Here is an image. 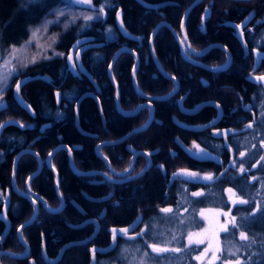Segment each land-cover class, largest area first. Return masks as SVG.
I'll list each match as a JSON object with an SVG mask.
<instances>
[{
  "label": "trees",
  "instance_id": "1",
  "mask_svg": "<svg viewBox=\"0 0 264 264\" xmlns=\"http://www.w3.org/2000/svg\"><path fill=\"white\" fill-rule=\"evenodd\" d=\"M144 1H150L151 3L170 1L173 3L157 10H147L145 14L144 8L137 9L139 5L134 0H110L109 3L112 7L106 10L108 12L107 18L112 21L117 11L121 10L127 30L132 34L142 30V40L139 43H125L126 41L118 35L116 39L105 41V35H102V32L95 33V38L105 42L104 45L98 49L87 50L82 56L85 67L89 66L91 68L89 71L99 86V93H96V97L99 101L100 112L92 98H85L79 104L77 116L80 129L91 134V136L82 135L76 130L72 108L73 102L79 94L85 89L93 90V86L80 75L64 77L63 64L56 67L48 66L40 72L32 71L21 75H44L45 73L48 79L46 81L41 79L30 81L21 89L23 98L33 109V117L18 107L11 96L10 90L7 92L6 106L0 110V123L9 118H20L28 124H32V126L21 129L9 125L4 128L2 133L4 141L0 142V148L3 151L0 164V188L11 187L13 177L17 189L25 191L27 178L38 168V156L42 161V166L38 173L30 178L28 182L30 190L38 194L50 208H57L60 206L55 189L57 179L59 196L63 199L64 206L59 212H47L36 197L30 196L29 199H25L11 192V203L8 211L11 229L4 240V249L11 251L21 249L22 246L16 237V229L32 215L34 200L42 208L39 209L33 224L28 226L27 229L24 228L23 233L29 244H31L32 254L37 253L39 250L40 233L45 236L50 233L54 238L59 237L63 241L64 238L60 235L66 229L64 222H75L82 218L71 202L80 205L87 212L86 216L91 218H95L102 211V208L105 209L106 221H104L106 225H101V232L95 243L106 244L109 237L105 227L125 221L131 214L134 215L138 211H143L162 201L166 185L160 171L158 172L154 168L156 160H161V158L170 159L169 151L174 150L176 154L171 158V165L182 167L181 165L186 163V156L178 150L175 140L178 138L182 142H188L192 133L177 127L174 119L191 124L203 122L214 114V109L209 106L196 117L188 118L184 116L185 118H183L177 110L176 102L178 98L185 95L183 104L187 108L193 107L202 101H214L225 111H228L238 104L235 90L241 89L245 82L244 76L251 69V53L249 51L247 53L243 52L237 40L236 31L229 26H225L224 23L238 24L240 20L245 18H248L249 22L252 19L259 18L264 20V0H201L188 10L183 20L184 24L181 27L187 43L190 46L192 45L191 47L195 48L194 51L196 52H201L210 44H213V48L210 47L208 51L201 53V56L195 58V60L206 66L215 67L226 61V53L231 56L228 68L219 72H210L203 66H197L185 60L180 54L176 35L180 38L182 14L194 0ZM209 1L211 2L210 15L205 19L204 29L201 30L199 26L200 16ZM19 2L20 0H0V39L5 45H8V43L17 45L21 39L19 40V37L16 36V32L21 31L23 24H30L39 12H34L36 9L34 6H29L25 11L20 9V11ZM16 21L18 23L15 25ZM159 22L166 25H158ZM7 23H9L7 27L10 30L2 28ZM263 26L264 23L261 24V27ZM155 27L156 30L152 34L151 43L156 63H159L158 65L171 79L159 72L157 64L153 61L149 52V38ZM245 27L242 28L243 34L247 30ZM138 29L140 30L138 31ZM73 40L74 38L65 48V53L70 48ZM121 45H127L136 55L137 63L134 68V79L139 91L143 94L140 95L134 91L131 81V70L136 61L135 57L128 51L119 52L110 68V73L116 83L118 104L123 112L133 111L140 103L145 102L144 95L150 98L167 95L174 88L172 77H175L174 80L178 82V88L169 98L157 101L154 99L155 101L151 102L153 119L144 130L130 134L120 143L101 146L98 148L101 156H98L94 148L100 142L122 138L130 131L144 126L149 117L150 110L148 107H143L133 115H123L116 109L115 89L108 79L107 67L114 52ZM62 77L65 81L64 86L61 85L59 88V95L66 89L71 88L73 91L71 99H73L71 103H67L61 98L59 105H56L55 86L59 84ZM201 77L205 80L204 86L201 85ZM56 108L61 109V112H63V118L59 121L54 120ZM46 122L51 126L40 134L38 129ZM9 139H13V142L4 143ZM60 144L73 146L71 160L76 172L69 166L68 153L65 149H59L50 156L49 163L51 167L45 164L49 152ZM129 148L151 153L156 152L151 156V167L142 176L124 184L109 182L102 184L99 181L104 177L100 174L91 173V171L107 172L105 160L108 161L116 173H121L131 157ZM24 149L30 150L32 153H24L18 157L13 173L14 156ZM144 158L139 155L136 158L137 171L145 164L146 160ZM52 169L57 174L56 179ZM81 171H85L87 174L81 176L77 173ZM107 195L110 198L103 204H93L85 200L87 197H105ZM115 199L119 200V206L114 207L112 205V201ZM90 226L75 231L70 236L79 240L91 232L92 227ZM1 230L2 225L0 224ZM58 243L53 245L51 251L58 250ZM250 249H253V254L256 256V244L249 246ZM76 250L83 257L88 256L86 245L77 247ZM77 254L75 253L76 256H78ZM2 260L5 264L21 263V261L5 257Z\"/></svg>",
  "mask_w": 264,
  "mask_h": 264
},
{
  "label": "flooded vegetation",
  "instance_id": "2",
  "mask_svg": "<svg viewBox=\"0 0 264 264\" xmlns=\"http://www.w3.org/2000/svg\"><path fill=\"white\" fill-rule=\"evenodd\" d=\"M134 1L138 5H140L142 8H144L145 14L147 13L146 12L147 10L148 11L149 10H155V9L145 8L137 0H134ZM142 1L145 2L146 4L158 5L157 9L165 6L164 5V6L159 7L160 4L165 3L164 1L157 2V3H151L150 1H144V0H142ZM200 1L201 0H194L186 8V10L184 11V13L182 14V17H181L182 22L180 23V28L184 24L183 20L185 18V15H187L188 10L191 9V7L194 4H196ZM172 3L170 1H168V3L167 4L165 3V4L169 5ZM85 5L87 6L88 3H86ZM210 5H211V2L209 1L208 4L203 9V12L200 16V19L205 20L209 17ZM118 11L120 12L119 13L120 15L118 16V18L121 19L123 26L127 30V28L125 26L126 25L125 20L123 22L122 11L121 10H118ZM118 11H117V13H118ZM105 14H107V13H105ZM116 18L117 17L115 16L114 19H112V21L109 20L108 18H106V23L111 24L113 26L115 32L122 38V36L120 35V33L118 32V30L115 26V19ZM204 22L205 21H203L202 25H200L201 30H203L202 28H204L203 27ZM262 23H264V21L260 20V18L256 19V20L252 19L245 27L247 30L244 31V38H245V41H247V46H248L247 51H249V53H250L251 49H254V48L260 49L259 47H256L255 43L253 46V42H254V40L256 42L257 33H258L259 28L261 27ZM158 25H166V24L159 22ZM169 29L171 30V32H173V30L170 27H169ZM139 30L140 29H138V31ZM182 30L183 29H181V31ZM181 31H180V35L178 34L180 38H178L177 35H176V38H177L178 43H179L178 46H179L180 54L185 60H187L193 64H196L197 66L198 65L203 66V67L207 68L206 70H209L210 72H219V71H223V70L228 68L229 62L227 61V59L223 64L217 65L215 67H212L211 65L206 66L200 62H197V60H195V58H198L201 55V53L205 52L209 48V46L206 47L201 52H196V51H193L191 49L188 50L187 46H185L183 43L184 41H183ZM99 32H102V35L104 34V31H102L101 29L89 30L88 34H83V35H80L77 38H75L73 40V42L71 43V46L74 42H76L80 38H85V39L87 38L88 42H86V43H92L93 42V43H102V45H104L105 42L99 41L96 38H94L95 33H99ZM142 32H143L142 30H140L138 33L136 32L134 34H132V32H129L132 35L138 37V41L127 40L124 38H122V39H124L126 41L125 43H132V42L139 43L142 40V37H141V36H143ZM152 34H153V32H151L150 38H151ZM248 36L251 37L250 38L251 40L247 38ZM150 38H149V43L151 41ZM252 39H254V40L252 41ZM108 40H111V39H108V37L105 36V41H108ZM86 43H82V45H84ZM82 45L75 47V49L72 53V64L73 65L75 64L76 67H72V66L67 64V59H66L68 56V51H67V54L65 56V60L63 62L64 77L68 76V75H70L72 77L80 75V76H83L84 78H86L88 80V82L92 85L90 79L87 78V76H84L80 72V70L78 68V64L76 63L77 62L76 61V53ZM71 46H70V48H71ZM123 46L129 48L127 45H121L120 47H123ZM100 47H102V46H100ZM151 48H152V43H151ZM94 49H98V48H94ZM88 50H92V49H88ZM86 51L87 50H85L79 54V63L82 65V68L88 73V75L91 77L92 81H94L97 88H94V86L92 85L93 90L85 89L79 94V96H81L82 94H84L86 92H92L95 96H97L96 93L97 94L99 93L98 92L99 86L89 71V69L91 70V68L89 66H87V68L85 67L86 65H84V61L82 58L83 54ZM152 51H153V49H152ZM153 53H154V51H153ZM186 53H187V55H186ZM250 56L252 59L251 69L248 70L246 72V75L244 76L245 82L241 86V89H240L241 91L239 89L235 90V94L238 97V104L234 107H231V109H229L228 111H225L218 103H216L214 101H202V102L194 105L193 107L187 108L183 104L185 95H182L181 97L178 98V100L176 102V106H177L178 113L181 114L183 116V118H185V117H188V118L196 117L199 114H202L203 110L209 106L214 109V114L212 116L208 117V119H206L205 121L199 122V123L186 124L185 122L176 121L174 119V121L178 125L180 124V126L181 125H187V126H192V127H202V126L207 125V124L209 125V123H210V126L204 127V128L202 127V129L194 130V131L188 130L189 132L192 133L191 139L188 142H182L181 140L176 138L175 144H176V141H180L182 143V145L187 149V151H189L192 154V156H190L189 154H188L189 155L188 156L183 151V149L176 144V147L178 148V150L182 154H184L186 156V159H187L186 163L184 165H181L182 167H174L173 165H171V160H172L171 158H173V156L176 154L175 153L176 151H174V150L169 151L170 159H162L161 158V160H156V162L154 164V166H155L154 168L158 172L160 171L161 176H163V179L165 180V185H166L164 197L162 198V201L160 203L158 202L155 205H153L152 207L146 208L143 211H138L134 215L131 214L125 221H122V222L117 223L115 225H109V226L105 227V230H106L108 237H109L106 244L95 243L97 236L101 232V225L102 224L106 225L105 212L101 211L100 213H98L95 216V218H91V217H88L86 215H81L82 218H80L78 221H75V222L65 221L64 225L66 226L65 227L66 229L64 230V233L62 235H60V236H62V238H64V240L62 241L59 237L54 238L52 235H50V233H47L46 236L43 235V233H40L39 234L40 235L39 236L40 237L39 250L37 253L32 254L31 244H29L28 240L25 238V234H23L24 228L27 229L28 226L33 224V222L35 221V219L37 217V213H38L39 209H41L43 207V206L41 207L40 205H38L35 218L32 221H30L29 223H27L26 225H23L26 222H28L29 219L34 214L35 207L33 205L34 209H33V213L30 216V218H28L26 221L21 223L16 229V237H17L20 245L22 246L21 249L20 248L18 249V251L17 250L11 251V250H7V249L3 248L4 240L6 239L8 234L10 233L11 221L9 219V229L3 237H1V235L4 232L5 225L2 221H0V224L2 225V230L0 231V264H5L4 261L2 260V258H4V257L9 258V259H14L16 261H21L20 264H151V263H155L158 261L157 260L158 258L156 255L157 252L153 251V247H156V248H159V247H158L157 242L151 241V240H154V238L150 237L149 230L150 229L153 230V226L155 223L154 219H157L159 215L170 214V212H163L161 210L162 209H171V211L173 210L175 205H177L176 204V191L178 190V188H179V190H182L184 186H188L190 191L196 190V189H202L204 192L205 189L210 188L211 189L210 194H206V192H204V196L198 197V198H200V200L203 203H205V205L207 207H210V208L215 206L216 203L213 200L217 197V195H220L221 197L224 198V196L222 194L223 189H232V192H234L235 190H238L239 186L242 188L248 187L247 190L244 189L245 192H249L252 195H255L254 204L258 205V203H261V204L263 203L262 209L264 210V195L260 194V192H259V184L261 183L260 181L262 179L264 180V162H262L264 160V159H262V157H264V125L259 126V122L261 120V115H264V111H263V113H260L259 110L256 108V105L260 103L261 99H262L261 104H263V106H264V84H261L260 82L256 81L257 77L264 75V61L263 60L260 61L258 66L257 67L255 66V68H254V63H253L254 57L251 54H250ZM153 61L155 62L154 59H153ZM158 66L160 67V65H158ZM216 69H219V70L217 71ZM164 73H166V72L164 71ZM166 75L168 76V74H166ZM107 76H108V71H107ZM108 79L113 86L115 85L114 86V89H115L116 83H115L114 79L112 81L109 78V76H108ZM201 79H202V80H200L201 85L204 86L205 80L203 77H201ZM172 80L174 81V86H173L174 88L167 95H165L163 97L156 98L155 99L156 101L167 99L176 92V90L178 88V82L174 79H172ZM64 81H65V79H64ZM62 85L64 86V84H62ZM55 88H56L55 91H57L58 94H60V91H59L60 86L57 85V86H55ZM21 89H20V95L23 98V96L21 94ZM9 90L11 92L12 98H14L12 95V90L11 89H9ZM67 90H71V88L66 89L65 91H67ZM7 92H6V94H7ZM140 95H143L141 91H140ZM79 96L74 100L73 108H72L73 115L75 113H77V116H78L79 105H78V109L75 112V102L77 101ZM144 96L147 97L146 95H144ZM86 98H88V97H86ZM115 98H116V90H115ZM148 98L149 97L145 98L146 101L143 103H140L139 105H142L141 109L143 107H148L150 110L149 115H150V113H152V115H153V108H152L151 102L155 101V100L154 99L150 100ZM72 99L71 100L64 99V100L67 103L68 102L71 103ZM84 99L85 98H83L82 100H84ZM97 100H98V98H97ZM15 103H16V101H15ZM149 104H150V106H149ZM203 104H205V105L203 106ZM4 106H6V103ZM18 107L21 108L20 106H18ZM196 108H198V109H196ZM21 109L24 110L23 108H21ZM32 111H33V109H32ZM133 111H131V112H133ZM62 118H63V113H61V117L58 118V121L61 120ZM77 121H78V119H77ZM177 124H176L177 127H179L182 130H186V129L181 128ZM50 126L51 125L46 124V125H44V127L42 129L40 127L38 132L41 134L45 129L49 128ZM20 128L25 129L28 127L25 126V127H20ZM8 141H5L4 143L7 144ZM64 146H67V145L60 144V145L56 146L54 149H56V151L59 149H65ZM67 147H69V146H67ZM69 149L71 151V149H73V146L69 147ZM24 150H26V149H24ZM132 150L133 151L130 152L131 157H130L129 162L125 168V169H130V172L124 176V177H128L127 179H124L122 177H117V176L112 175L110 172L107 171V172H102V174L105 175V177L103 176L104 179H101L99 182H102V184L103 183L105 184L106 182L113 183V184H115V183L116 184H124L128 181H131L135 178H138L139 176H142L147 170H149V168L152 165L151 156H153V154L156 152L154 151V153L153 152L151 153V152L144 151L150 155H143L142 153H139L138 154L139 156L145 157L144 159L146 160V162L143 165V167L137 171V167H136V160L137 159L136 158L138 157V155L135 156L134 158H133V155L135 152H137L139 150H134V149H132ZM201 150L204 153H208L209 156L201 158L199 155H194V153H199ZM1 151H2V149H1ZM21 151H23V150H21ZM21 151H19V152H21ZM259 151H261L260 155H258ZM19 152H17L15 154L14 158L16 157V155ZM2 153H3V151L1 152V159H2ZM241 153H244V155L241 156ZM247 155H251L252 158L245 159V157ZM18 157L16 159H18ZM0 164H1V160H0ZM106 166H107V164H106ZM38 167H39V161H38ZM125 169L122 172H124ZM241 169H243V171H241ZM142 170H144L143 173L141 175H138ZM181 170H186L187 172H190V173H196L197 176L199 177V179H189L184 175H176L174 177L173 174L174 173H180ZM78 173H84V174H79L81 176H84L86 172L81 171ZM208 175H212L213 180L207 181V180L203 179V177L208 176ZM12 181H13V177H12ZM113 181H115V182H113ZM255 183H256V185H254ZM10 189H11V187H6V188L1 189L2 195H0V203H1L0 211H1L3 200L5 198V193L7 190H10ZM16 189H17V187H16ZM18 192L26 195L27 197H23L25 199H29V197L31 196L30 194L27 193V190H25V191L18 190ZM239 193H240V195H242L241 191H239ZM107 196H105V197H107ZM105 197L101 196V198H105ZM88 198H91V197H88ZM101 198H98V199H101ZM109 198L110 197H107L105 200H103V203L105 201H107ZM192 198H195V197H192ZM85 200H87V202H91L88 199H85ZM10 203H11V196H10V201H9L8 209H7V213H6L7 217H8V211H9ZM44 203L46 204L47 208H50L46 202H44ZM71 204H72V202H71ZM112 205H114V207L119 206L120 205L119 200H117V199L113 200ZM63 206H64V203L60 204V206L57 208H54V209L50 208V209H52V210L58 209L59 211H61L63 209ZM228 206H229V203L225 199V204L222 205V209L227 210ZM79 207H80V205H79ZM243 207H244V205L239 206L238 209H242ZM235 214H239L237 209L235 211ZM222 218L226 219V217L223 215H222ZM136 219H139V221L132 231H127V233H124V232L116 233V238L113 239L112 248L109 251L104 252V253H98V252L93 253V251L91 250L92 247L104 249L107 246L109 247L111 245V232L109 231L110 228H115L117 231H118V229H124L127 226L131 225L133 223V221ZM86 220H89V222L84 223V221H86ZM211 221L214 223V228H217L218 225L215 223L214 220H210V217L208 216V222L210 223V225L213 226ZM22 225H23V227H21ZM88 225H91L90 227H92V230L88 235L84 236L83 238H81L79 240L73 239L72 236H70V235H73L72 234L73 232L83 230ZM157 225H158V223H157ZM163 225H164V223L160 226V228H162ZM145 231H146V233H145ZM77 241H83V243L79 244V245H76V244L67 245L68 243H71V242L76 243ZM57 243L59 246L58 250H56L55 252L51 251V248L53 247V245H55ZM120 244H122V246L119 250V254L121 255L122 251H126L128 253V260L125 258H122V257L116 258V256H115V258H112L114 252H116V250H117L116 248ZM84 245H86L87 249H88V256L87 257H83V255L80 254L78 252V250L75 251V248L82 247ZM75 253H78L77 254L78 256H76Z\"/></svg>",
  "mask_w": 264,
  "mask_h": 264
},
{
  "label": "rangeland",
  "instance_id": "3",
  "mask_svg": "<svg viewBox=\"0 0 264 264\" xmlns=\"http://www.w3.org/2000/svg\"><path fill=\"white\" fill-rule=\"evenodd\" d=\"M109 1L110 0H90L89 2V0H80V3L70 4L68 3V0H20L18 4L19 10L21 9L25 11L29 6H34V8H36L34 12H39L35 15V19H33L30 24H23L21 31L19 33L16 32L17 35L15 33V35L19 37V40L21 39L17 45H12V43L5 45L0 39V110L3 109L6 103V92L9 89H12L16 80L21 75L32 71L40 72L48 66H61L67 54V52L65 53V48H67L71 39H75L83 34H88L89 30L99 29L104 31V35L108 37V39H116L118 34L115 32L113 26L106 23V18L108 17V15L105 14L108 13L106 10L112 7ZM85 2L88 3L87 6L82 4ZM57 8L65 11V15L59 17V19H57V16L53 12V10ZM101 9H103V11H101ZM137 9L140 10L141 6L139 5ZM119 13L120 12L118 11L116 17L120 15ZM89 16L93 17V19H85ZM96 17L99 18L96 19ZM46 20L53 21V23L47 25V30L44 28ZM203 21L205 20L200 19L199 26L202 25ZM241 21L242 20H240L238 24ZM247 22H249V19ZM16 23H18V21L15 22V25ZM8 24L9 23L5 25L6 28L5 26L2 28L10 30V28L7 27ZM12 24L14 23L12 22ZM65 24L68 25L67 28H65ZM214 25L216 24L214 23ZM37 28H39V31L33 38L32 31ZM247 38L250 39L251 37L248 36ZM254 39H252V41ZM254 43L256 47L260 48L256 50H263L264 52V26L259 28L256 42L254 40L253 46ZM212 45L213 44H210L206 51H208L210 47L213 48ZM191 46L190 49L194 51L195 48L193 49ZM13 47L20 50L15 54V58L12 55ZM254 49L250 50L253 57L255 52ZM54 53L57 55H54ZM59 53H63V55H58ZM33 57H35L34 63L32 62ZM44 57H50V59H45ZM6 61H9V63L6 64ZM12 69L15 70L10 72ZM34 76L46 75L44 73V75ZM38 79L43 80L40 77ZM63 83L64 79L62 77V80L57 85L61 86ZM72 92V90H67L59 95L60 102L61 98L71 100ZM54 97L56 103H58L59 99L56 95ZM261 103L262 99L260 100V103L256 105V108L260 113H263L264 106ZM130 111L131 110H128L126 113H129ZM61 113H63L61 112V109L56 108L54 120H58V118L61 117ZM7 121H16L20 125H24V127L26 126L28 128L32 126V124H28L20 118H9ZM260 125H264V115H261L259 126ZM4 128L0 133V142H2V140L4 141V139H2L4 138L2 137ZM9 142H13V139H9L7 144H9ZM1 152L0 148V160ZM260 152L261 151H259L258 155H260ZM250 158H252L251 155L245 157V159ZM262 162H264V160ZM260 182L259 192L264 195V180L262 179ZM254 185H256V183ZM244 189L247 190L248 187L242 188L239 186L238 190H235L232 193H229L227 189H223L222 194L229 203L228 209L223 210L222 205L225 204V199L220 195H217L213 200L216 204L212 208L207 207L205 203L198 198L204 196V192L210 194V188L205 189L204 192L202 189L190 191L188 186H184L182 190H179L178 188L176 191L177 205H175L173 210L170 211V214L159 215L157 219H154L155 223L153 230H149L150 237L154 238V240L151 241L157 242L159 249H167V251L157 252L156 255L158 261L151 264H208L209 260L212 258V253L217 246L219 247V251L216 254L219 259L215 260V264H234L237 257L240 259L241 264H264L263 203L255 205V195L245 192ZM239 191L242 192V195H240ZM196 192L202 193V195L193 196L192 193ZM233 193L235 194L234 196ZM0 195H2L1 188ZM230 196L232 197L231 200L229 199ZM237 198L247 201V203L240 204L237 202L234 204L233 200H236ZM243 205L244 207L242 209H238L239 206ZM236 209L239 214H235ZM202 210H204L203 216L201 215ZM217 213H229V215L226 219H223L222 214L217 215ZM208 216L210 217V220L215 221L218 225L217 228H214V223L212 221L211 223L213 226L210 225L208 222ZM232 217L236 218L235 227H233L231 220ZM226 220L228 221V230L222 231L220 230V226L224 225ZM163 223V227L160 228ZM241 232H244L247 236L246 240L240 238ZM189 233L199 234V236H194V238L203 239L204 243L189 244ZM253 244H256V256L253 254V249L249 250V246ZM210 245V250L205 253L201 259H196V257H200L201 253H203L206 248H209ZM121 246L122 244L116 248L117 250L114 252L112 258H115L116 256V258L122 257L128 260V253L126 251H122L121 255L119 254ZM231 252H236V255L232 256Z\"/></svg>",
  "mask_w": 264,
  "mask_h": 264
},
{
  "label": "water",
  "instance_id": "4",
  "mask_svg": "<svg viewBox=\"0 0 264 264\" xmlns=\"http://www.w3.org/2000/svg\"><path fill=\"white\" fill-rule=\"evenodd\" d=\"M137 1H138L139 3H141V5L144 6L145 8L155 9V10L158 8V5L146 4V3L143 2L142 0H137ZM165 3L167 4L168 2H165ZM165 3L160 4L159 7H160V6H164V5H166ZM82 4L85 5L86 3H82ZM188 9H189V8H188ZM247 21H248V19L245 18V19H243L239 24L232 23V22H226V23H224L225 26H229V27L233 28V29L236 31V37H237V40H238L240 46L242 47L244 53H247L248 47H247V44H246V42H245V40H244V36H243V33H242V28L248 23ZM182 24H183V23H182ZM115 26H116L118 32L120 33V35L122 36V38L127 39V40L138 41V37H136V36L132 35L131 33H129V32L125 29V27L123 26V23H122L121 19L118 18V17L115 19ZM238 26H239V27H238ZM181 27H182V26H181ZM181 29H182V28H181ZM155 30H156V28H154V30H153L152 32H154ZM181 32H182V37H183V41H184L183 43H184L185 46H187V49L190 50V46L188 45V43H187V41H186V38H185V35H184V31L182 30ZM150 39H152V36H151ZM78 41H79L80 43H77ZM86 42H88L87 38H86V39H85V38H80V39H78L76 42H74V43L72 44L71 48H70L69 51H68V56H67V58H66V59H67V64H68V65H70V66L73 67L72 60L70 61V60L68 59V57H69V56L72 57V53H73L75 47H77V46H79V45H82V43H86ZM100 46H102V43H93V42H92V43H86V44H84V45H82V46L80 47V49L77 51V53L80 54V53H82V52L85 51V50H88V49H94V48H99ZM254 50H255V49H254ZM121 51H128L129 53L133 54V56L135 57V60H136V61H135L134 65H133V67H132V70H131V81H132V85H133L134 91H135L137 94H140V91H139V89H138V87H137V84H136V82H135V79H134V68H135L136 63H137V58H136L135 53H134L130 48H127V47L123 46V47H119V48L114 52V54H113V56H112V58H111V61H110V63H109V66H108V70H107V71H108V76H109V78L113 81V78H112L111 73H110V68H111V66H112V64H113V62H114L116 56H117L118 53L121 52ZM149 51H150V54H151L152 58H153V59L155 60V62H156V59H155L154 53H153L152 48H151V41H150V43H149ZM77 53H76V57H77ZM199 55H200V54H199ZM200 56H201V55H200ZM262 60L264 61V52H263V51L261 52V51H259V50H255V52H254V68H255V66L257 67L258 64L260 63V61H262ZM76 61H77L76 63L78 64V68H79L80 72H81L84 76H87V78L90 79V81H91L92 85L94 86V88H97L96 85H95V83H94V81H92V79H91V77L88 75V73L82 68V65L79 63V59L76 58ZM79 64H80V65H79ZM156 64H157V68H158L159 72H160L161 74H163L164 76L167 77L166 73H164V71L158 66V63H156ZM39 77L42 78L43 80H46V79H47V76H24V77H21L20 79H18L17 82H16V83L14 84V86L12 87V95H13V97H14L16 103L18 104V106H20L21 108H23V109H24L26 112H28V113H31V112H32V109L30 108V106L28 105V103H27V102L21 97V95H20V89H21L24 85H26L29 81H33V80H35V79H38ZM261 77H264V75L257 77V78H256V81H257V82H260L261 84H264V79H258V78H261ZM167 78H170V77H167ZM18 83H19V85H20V87H19V91H17V84H18ZM114 86H115V85H114ZM115 90H116L115 106H116V109H117V111H118L119 113H121V114H123V115H133V114H135L138 110L141 109L142 105H139V106H138L133 112H129V113L123 112V111L120 109L119 104H118V91H117V88H116V87H115ZM57 94H58V92L56 91V92H55V95H57ZM86 97H88V98H92V99L96 102V106H97V108H98V111L100 112L99 102H98V100H97V97H96L92 92H86V93L82 94L81 96H79V98H78L77 101L75 102V112H76V110L78 109V105H79V103L82 101L83 98H86ZM145 98H147V97H145ZM164 98H165V97H164ZM148 99H156V98H150V97H149ZM205 104H206V103H205ZM205 104H203V106H204ZM149 106H150V104H149ZM198 108H199V107H198ZM198 108H196V109H198ZM74 115H75V116H74V123H75V128H76V130H77L80 134H82V135H85V136H91V134L86 133V132H84V131H82V130L80 129V127H79V125H78V121H77V113H75ZM152 119H153V115H152V113H150L149 118H148L147 122L144 124V126H142V127L139 128V129H135V130L130 131L129 133H127L125 136H123L122 138H120V139H118V140L100 142L97 146H95L94 151L96 152V154H97L98 156H101L100 153L98 152V148H99V147H101V146H103V145H114V144H117V143L122 142V141L125 140L130 134H132V133H134V132H139V131L144 130V129L149 125V123L152 121ZM175 124H177V123L175 122ZM0 125H3V127H0V133H1V130H2L4 127L9 126V125H13V126L21 127V125H20L18 122H16V121H4V122H2ZM177 125H178V124H177ZM178 126H180V124H179ZM209 126H210V123H209V125L207 124V125H204V126H202V127L204 128V127H209ZM43 127H44V125L41 126V129H42ZM180 127L183 128V129H186V130H190V131H194V130L202 129V127H192V126H187V125H181ZM176 144H177L179 147H181V148L183 149V151H184L187 155L189 154L190 156H192V154H191L189 151H187V149L182 145V143H181L180 141H176ZM64 148H65V149L67 150V152H68V162H69V166H70V168H71L72 170H74V172H76L75 169H74L73 166H72L71 151H70L69 147H67V146H64ZM128 150H129L130 152L133 151V150L130 149V148H129ZM55 151H56V149H54V150L51 151L50 153L53 154ZM24 153H32V151H30V150H23V151L19 152V153L16 155V157L14 158V161H15V159H16L18 156H20L21 154H24ZM139 153H142L143 155H146V154H147V153L144 152V151H141V152H140V151H137V152L134 153L133 158H134L135 156H137ZM35 155H36V154H35ZM189 155H188V156H189ZM102 158H103V157H102ZM37 159H38V161H39V167H38V169H37L35 172H33V173L27 178V180H26V184H25V185H26L27 193L30 194V195L33 196V197H36V198L39 200L40 204L43 206V208L46 209V211H48V212H58V211L52 210V209H50V208H47L46 204L44 203V200H43L38 194L33 193V192L30 190L29 186H28V182H29L30 178H31L32 176H34L36 173H38V171L40 170V168H41V166H42V161H41V159H40L38 156H37ZM49 159H50V155L48 154V156H47L46 159H45V164H46L48 167H51V166H50V163H49ZM103 159H104V158H103ZM105 163L107 164L108 172H110L112 175H115V176H117V177H124L125 175H127V174L130 172V169H127V172L124 171V172H121V173H116V172L112 169V167L110 166V164H109L106 160H105ZM52 170H53V169H52ZM143 171H144V170H142L138 175H141V174L143 173ZM53 173H54V176H55V179H56V178H57V174H56V172H55L54 170H53ZM77 173H78V172H77ZM91 173L101 174L102 176L105 177V175H103V174L100 173V172H91ZM79 174H84V173H79ZM85 174H87V173H85ZM117 174H120V175H117ZM55 189H56V194H57V196H58V198H59L60 204H63V199L60 198V196H59V192H58V188H57V179H56V187H55ZM10 190H11V191H10ZM10 190H7L6 193H5V198H4V200H3L2 207H1V211H0V212H1V213H0V221H2V222L4 223V225H5V229H4V232L2 233L1 237H3V236L5 235V233H7L8 229H9V218L6 216V213H7L8 204H9V201H10L11 192L13 191L14 193H16L17 195H19V196H21V197H27L26 195L21 194V193L18 192V190L16 189V187H15L13 181H11V189H10ZM28 197H29V196H28ZM107 197H109V196H107ZM107 197H105V198H101V199H93V198H88V197H87V199H88L89 201H103V200H105ZM72 204L74 205V207H76V209H77V208L80 209V208H79V205L75 204L74 202H72ZM37 206H38V205H37V203L35 202V203H34V207H35L34 214H33L32 217L29 219V221L26 222V223L23 224V225H26L27 223H29L30 221H32V220L35 218V216H36ZM50 210H51V211H50ZM56 210H57V209H56ZM138 221H139V219L134 220L133 223H132L131 225L127 226V227L124 228V229H127L128 231H132V230L135 228V226L137 225ZM87 222H89V220L84 221V223H87ZM112 229H115V228H110V230H109V231L111 232V245H110L109 247L107 246V247L104 248V249H99V248H97V247H92V249H91L92 251L95 250V252H98V253H104V252L109 251V250L112 248V244H113V233H112ZM19 230H20V229H19ZM19 230H18V231H19ZM120 230H121V229H118L117 233L121 232ZM82 243H83V241H77L76 243H75V242H71V243H68L67 245H71V244L79 245V244H82ZM65 246H66V245H65ZM92 255H93V254H92Z\"/></svg>",
  "mask_w": 264,
  "mask_h": 264
},
{
  "label": "snow or ice",
  "instance_id": "5",
  "mask_svg": "<svg viewBox=\"0 0 264 264\" xmlns=\"http://www.w3.org/2000/svg\"><path fill=\"white\" fill-rule=\"evenodd\" d=\"M89 2H90V0H89ZM68 3H70V4L80 3V0H68ZM101 11H103V9H101ZM53 12H54V14L57 16V19H59V17L65 15V11H64L63 9H59V8H57V9H54ZM98 18H99V17H96V19H98ZM85 19H87V20H92L93 17L89 16V17H86ZM51 23H53V21H50V20H46V21H45V23H44V28H45V30H47V25H48V24H51ZM67 27H68V25L65 24V28H67ZM238 27H239V26H238ZM38 31H39V28H37L36 30L32 31V37H33V38L36 36V34H37ZM77 43H80V42L78 41ZM49 46H50V45H49ZM18 51H20V50H18V49H16L15 47H13V49H12V55H13L14 58H15V54H16ZM54 55H57V54L54 53ZM58 55H63V53H59ZM44 58H45V59H50V57H44ZM76 58L79 59V53H77V57H76ZM68 59L71 61V60H72V57L69 56ZM32 62H33V63L35 62V57H33V61H32ZM5 63H6V64L9 63V61H6ZM23 66H26V65H23ZM73 67H76V65L74 64ZM14 70H15V69H12V70H10V72H11V71H14ZM216 70L218 71L219 69H216ZM172 79H175V77H172ZM258 79H264V77H261V78H258ZM19 87H20V85H19V83H18V84H17V91H19ZM58 95H59V94H58ZM249 126H250V125H249ZM0 127H3V125H0ZM21 127H24V125H21ZM49 155L51 156L52 153H49ZM146 155H150V154H146ZM194 155H199L201 158L209 156L208 153H204L202 150H201L199 153H194ZM243 155H244V153H241V156H243ZM262 159H264V157H262ZM241 171H243V169H241ZM125 172H127V169H125ZM117 175H120V174H117ZM173 175H174V177H175L176 175H184V176H186V177L189 178V179H199V177L197 176L196 173H190V172H187L186 170H181L180 173H174ZM122 178L127 179L128 177H122ZM203 179H204V180H207V181H211V180H213V176H212V175H208V176L203 177ZM113 182H115V181H113ZM227 191H228L229 193H232V189H227ZM192 195H193V196H200V195H202V193L196 192V193H192ZM234 195H235V194L233 193V196H234ZM229 199L231 200L232 197L230 196ZM35 202H36V201L34 200L33 203H35ZM237 202L240 203V204H245V203H247V201L240 200L239 198H237L236 200H233V203H234V204L237 203ZM50 211H51V210H50ZM55 211H59V210L57 209V210H55ZM161 211H163V212H170L171 209H162ZM221 214L224 215L225 217H227V216L229 215V213H217V215H221ZM201 215H202V216L204 215V210L201 211ZM235 219H236L235 217H232V218H231L232 223H233V227H235ZM227 224H228V221L226 220L225 224L220 226V230H222V231H227V230H228V229H227ZM21 227H23V225H22ZM120 231H121V232H124V233H127L128 230H127V229H121ZM112 233H113V239H115V238H116L117 230H116V229H112ZM194 236H199V234H192V233H189V236H188L189 244H193V243H195V244L204 243V240H203V239H195ZM240 238H241L242 240H246V239H247V236L245 235L244 232H241V233H240ZM253 242H255V241H253ZM210 248H211V245H210L209 248H206V249L204 250L203 253H201V256H200V257H196V259H198V260L201 259V257L204 256L205 253H207V252L210 250ZM153 251L160 252V251H167V249H159V248L153 247ZM218 251H219V247L217 246L216 249H215V251H213V253H212V258L209 260L208 264H215V260L219 259V257H218L217 254H216ZM237 251H238V249H237ZM93 253H95V250H93ZM231 255H232V256H235V255H236V252H231ZM234 264H241V261H240V259H239L238 257H237V259L235 260Z\"/></svg>",
  "mask_w": 264,
  "mask_h": 264
},
{
  "label": "bare ground",
  "instance_id": "6",
  "mask_svg": "<svg viewBox=\"0 0 264 264\" xmlns=\"http://www.w3.org/2000/svg\"><path fill=\"white\" fill-rule=\"evenodd\" d=\"M226 54H227V61L230 64V62H231V56L228 53H226ZM56 97L58 99H60L59 96H56ZM13 100L15 101L14 98H13ZM59 103H60V100H59L58 103H56V105H59ZM16 161H17V159L15 161L13 160V168H12L13 173L15 172ZM91 172H100V173H102V171H91ZM91 198L98 199V198H101V197L98 196V197H91ZM91 203H93V204H103V201H99V202L98 201H91ZM79 208L80 209H78V208L76 209V207L74 208L78 214H80V215H87V212L82 207H79ZM102 211L105 212V209L102 208Z\"/></svg>",
  "mask_w": 264,
  "mask_h": 264
}]
</instances>
